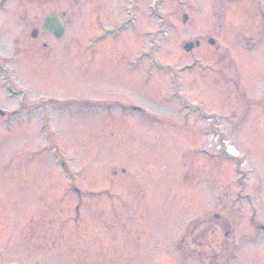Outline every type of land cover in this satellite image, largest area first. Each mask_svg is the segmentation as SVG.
<instances>
[{"label":"rangeland","instance_id":"1","mask_svg":"<svg viewBox=\"0 0 264 264\" xmlns=\"http://www.w3.org/2000/svg\"><path fill=\"white\" fill-rule=\"evenodd\" d=\"M0 108V264H249L264 0H10Z\"/></svg>","mask_w":264,"mask_h":264},{"label":"flooded vegetation","instance_id":"2","mask_svg":"<svg viewBox=\"0 0 264 264\" xmlns=\"http://www.w3.org/2000/svg\"><path fill=\"white\" fill-rule=\"evenodd\" d=\"M8 1H10V0H3V1L0 0V6L3 7V5H5ZM65 24H66V20H65ZM42 28H43V23H42ZM47 33H50V32H47ZM38 34H39V30H38ZM200 44H201V40H200ZM200 44L196 43L195 46H199ZM75 189L77 190L78 188L76 187ZM252 209H253L252 210V217H253L255 215L253 206H252ZM252 222L253 221L251 219V224L254 223V222L253 223ZM262 236H264V222H259L254 226L252 225V228L250 229L249 235L246 238L248 246L250 245L249 264H262V261H264V254H263V258L261 255L262 251L259 250L258 254H256V252H255V250H256L255 246L256 245H263V244H259ZM179 245H180L179 242H178V244H176V242H174V241L172 242L173 249H174V246L176 249H182L183 247H180ZM263 250H264V248H263ZM201 264H210V263L203 262Z\"/></svg>","mask_w":264,"mask_h":264},{"label":"water","instance_id":"3","mask_svg":"<svg viewBox=\"0 0 264 264\" xmlns=\"http://www.w3.org/2000/svg\"><path fill=\"white\" fill-rule=\"evenodd\" d=\"M44 29L47 31L54 32L57 36H60L64 32V20L59 14H54V15H48L45 18ZM37 34V30L33 31V35ZM213 41V39H211ZM197 44H199V40H197ZM194 42L193 41H188L184 48L186 50H190L194 47ZM1 113H4L3 110L0 109Z\"/></svg>","mask_w":264,"mask_h":264},{"label":"bare ground","instance_id":"4","mask_svg":"<svg viewBox=\"0 0 264 264\" xmlns=\"http://www.w3.org/2000/svg\"><path fill=\"white\" fill-rule=\"evenodd\" d=\"M235 151H236V148L233 147V148L231 149V152L234 153Z\"/></svg>","mask_w":264,"mask_h":264}]
</instances>
